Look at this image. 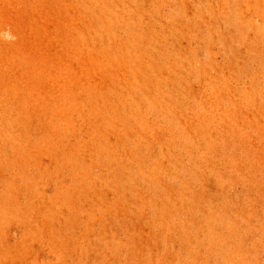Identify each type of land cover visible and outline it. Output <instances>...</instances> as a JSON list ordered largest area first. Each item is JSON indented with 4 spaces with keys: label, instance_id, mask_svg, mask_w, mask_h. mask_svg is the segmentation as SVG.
<instances>
[{
    "label": "rangeland",
    "instance_id": "rangeland-1",
    "mask_svg": "<svg viewBox=\"0 0 264 264\" xmlns=\"http://www.w3.org/2000/svg\"><path fill=\"white\" fill-rule=\"evenodd\" d=\"M0 264H264V0H0Z\"/></svg>",
    "mask_w": 264,
    "mask_h": 264
}]
</instances>
